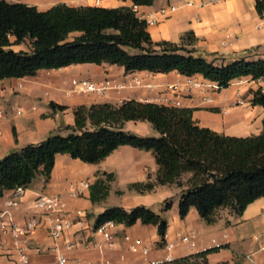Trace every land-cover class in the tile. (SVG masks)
<instances>
[{
	"label": "crops",
	"instance_id": "obj_1",
	"mask_svg": "<svg viewBox=\"0 0 264 264\" xmlns=\"http://www.w3.org/2000/svg\"><path fill=\"white\" fill-rule=\"evenodd\" d=\"M4 1L34 6L38 11H46L60 3L104 8L134 6L130 0H99V5H95L96 0ZM171 7L175 9L170 12ZM161 10H165V13L162 14ZM136 16L146 21L147 31L154 42L182 43L207 61L219 58L222 64H228L237 60H264V18L256 13L255 0H153L150 6H137ZM13 41L14 38H10V42ZM10 48L30 52L27 40ZM106 78L116 82L137 78L143 85L120 92L111 90L104 96L73 91L74 82L98 83ZM191 78L210 83L199 75ZM187 79L177 72L126 73L116 65L78 64L57 70H40L32 77L1 80L0 110L3 115L0 118V159L27 145L39 144L49 135H69L71 130L66 128L74 125L73 110L78 106L119 105L129 100L163 104L159 101L177 99L180 108L193 111V119L202 128L233 137L262 133L264 108L251 105V94L245 104L237 106L235 102L238 100L237 90L263 89L264 81L245 77L235 80L227 89L182 91L178 96L166 91L169 85H178L183 89ZM207 98L211 101H207ZM51 102L66 109L53 111L49 106ZM123 130L143 137L158 135L148 122H125ZM157 170L151 152L128 146L118 147L97 164H85L59 154L55 157L50 178L46 180L38 175L24 190L19 205L9 208L10 218L4 215L3 219L23 224L33 216L32 203L39 195H58L71 212L83 211V224L73 219L71 231L57 243L50 240L44 225L36 230L31 238V246L45 251L37 254L31 250L29 259L32 264H53L54 255L49 250L56 244L67 257L94 264L105 260L115 264H150L167 256L176 259L212 248L218 249L207 255L209 264H264V196L249 204L241 215H235L228 208L218 210L212 224L205 223L194 208L181 218L178 203L182 191L187 189L186 185H156L152 191L145 193L128 189L132 183H156ZM106 175L113 178L109 181ZM80 180H87L89 189L82 198H71L67 193L68 183ZM104 185H107L108 193L101 199L97 186ZM12 195L13 191H7L0 198V213L7 209L6 202ZM113 195L116 199L108 202ZM91 196L94 201H91ZM169 200L171 207L165 211L163 204ZM136 206H145L166 220L167 231L162 244L172 243L170 251L163 248L157 229L152 225L140 222L130 227L115 224L109 230L112 247L94 232L96 218L105 209L121 207L130 210ZM185 235L193 238L194 247L179 242L180 237ZM125 236L141 239L149 248L148 255L133 254L129 250L131 242L124 240ZM0 241H3V244L0 242V264H12L14 258L10 238L1 237ZM64 243L76 246L65 250Z\"/></svg>",
	"mask_w": 264,
	"mask_h": 264
},
{
	"label": "trees",
	"instance_id": "obj_2",
	"mask_svg": "<svg viewBox=\"0 0 264 264\" xmlns=\"http://www.w3.org/2000/svg\"><path fill=\"white\" fill-rule=\"evenodd\" d=\"M130 1L135 6L153 3V0ZM255 10L264 18V0H255ZM10 38H14L12 43ZM26 40L30 52L10 48ZM195 52L182 43L154 42L146 21L129 7L60 3L38 11L34 6L0 0V81L78 64L116 65L126 73L177 72L187 78L199 75L216 84L219 90L245 77L264 81V60L217 65L215 58L207 61ZM250 103L264 108V89L253 91ZM49 106L53 111L66 109L53 102ZM192 114L189 108L135 100L119 105L78 106L73 110L74 125L66 128L71 130L69 135H49L39 144L27 145L0 159V198L7 191L26 189L38 175L48 180L56 155L97 164L118 147L128 146L151 152L158 167L156 183H132L129 190L145 193L156 185H186L178 203L181 218L191 208L207 224L215 222L216 213L222 208L241 215L249 204L264 196V117L260 135L233 137L200 127ZM129 121L148 122L158 135L143 137L126 132L123 125ZM186 174L190 177L183 183ZM106 178L110 181L113 176ZM97 187L99 198L103 199L108 193L107 185ZM170 207L171 202L165 201L163 210ZM106 222L128 227L137 222L152 225L161 245L167 231L166 220L145 206L130 210L107 208L97 216L95 227ZM217 249L176 258L168 264H209L207 255Z\"/></svg>",
	"mask_w": 264,
	"mask_h": 264
},
{
	"label": "built area",
	"instance_id": "obj_3",
	"mask_svg": "<svg viewBox=\"0 0 264 264\" xmlns=\"http://www.w3.org/2000/svg\"><path fill=\"white\" fill-rule=\"evenodd\" d=\"M100 1L96 0L95 5H99ZM206 2H203L205 4ZM133 11L136 13L137 6H133ZM175 8H169V11H173ZM161 13L164 14L165 10H161ZM143 84L137 78H132L130 80L116 82L113 79L106 78L101 82L92 83L87 81L74 82L73 91L78 93H94L98 96H104L107 92L113 90L120 92L125 89H131L135 87H141ZM208 89L210 91L218 90L216 84L204 83L198 81L197 79L189 77L184 88H180L178 85H169L166 86V91H169L176 96L182 91L191 92L193 90H202ZM176 98V97H175ZM207 101H211L210 98H207ZM159 102L173 107H179L180 102L177 99L167 100L163 99ZM3 112L0 110V118L2 117ZM89 182L87 180H80L77 182H70L67 186V193L71 198H82L84 193L89 189ZM25 188L19 187L13 191L12 198L6 202L7 209L0 213V238H10V247L13 252V261L12 264H32L29 259L30 251H34L37 254L43 253L45 250L40 247L31 246V238L35 234L36 230L44 225L48 237L54 243H57L59 240L63 239L65 234L69 233L74 225L73 219H76L78 224L82 225L84 218V213L81 210L71 212L66 202L61 199L58 195H39L37 196L32 203V209L34 210L33 216L28 218L23 224H17L16 222L9 219L8 221L4 220V215L9 217L10 211L9 208H15L20 203V198L24 194ZM10 218V217H9ZM113 222H106L94 228V232L100 234L105 241L108 242V246L112 247L111 239L112 235L110 229L114 227ZM124 240L130 241L129 250L133 254H140L141 256H147L149 248L143 244V241L138 238H130L125 236ZM3 244V241H0ZM179 242L181 244H187L191 247L195 246L193 238L189 235L181 236ZM75 244L64 243L65 250H71L74 248ZM163 248L166 251H170L173 248L172 243H164ZM49 252L54 255L53 264H94L91 262H83L80 259L69 258L67 257L56 244L54 247L50 248ZM199 253V252H197ZM173 259L167 256L163 260L151 261L150 264H168ZM97 264H115L110 261H102Z\"/></svg>",
	"mask_w": 264,
	"mask_h": 264
},
{
	"label": "rangeland",
	"instance_id": "obj_4",
	"mask_svg": "<svg viewBox=\"0 0 264 264\" xmlns=\"http://www.w3.org/2000/svg\"><path fill=\"white\" fill-rule=\"evenodd\" d=\"M214 60H215V63L217 65H221L222 64L221 59L215 58ZM238 87H240V86H238ZM252 92H253V90H243V91L241 89L237 90L236 97L238 98V100H236L235 105H237V106L240 105L241 106V105L245 104L246 103L245 101L247 100L248 95L249 94L252 95ZM189 177H188V175H184L182 177V180L184 181L183 183H186V181L188 180ZM113 198L116 199V196L113 195L112 197H110V199H108V202H111L112 200H114ZM175 199H178V198H175ZM169 201H171V200H169ZM172 201H174V199H172Z\"/></svg>",
	"mask_w": 264,
	"mask_h": 264
}]
</instances>
